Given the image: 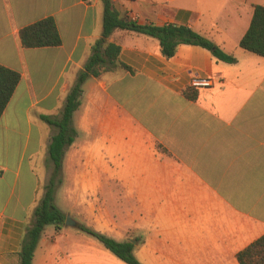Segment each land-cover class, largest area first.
<instances>
[{
    "label": "crops",
    "instance_id": "obj_1",
    "mask_svg": "<svg viewBox=\"0 0 264 264\" xmlns=\"http://www.w3.org/2000/svg\"><path fill=\"white\" fill-rule=\"evenodd\" d=\"M112 2L139 24L187 25L236 61L192 44L165 58L156 38L114 29L107 40L130 70L116 66L83 81L55 192L75 224L51 237L43 231L31 264H86L55 246L88 220L132 242L142 264H239L236 253L264 234V56L239 46L264 0ZM102 11L101 0H0V65L20 74L0 116V264H18L50 177L55 128L40 116H59L101 36ZM50 16L61 43L22 46L19 30ZM193 76L211 85L190 98ZM113 211L124 215L122 227Z\"/></svg>",
    "mask_w": 264,
    "mask_h": 264
},
{
    "label": "trees",
    "instance_id": "obj_2",
    "mask_svg": "<svg viewBox=\"0 0 264 264\" xmlns=\"http://www.w3.org/2000/svg\"><path fill=\"white\" fill-rule=\"evenodd\" d=\"M101 2L103 6L101 36L91 45L90 55L70 87L59 116H40L43 121L55 128V133L51 136L47 146L51 173L43 187V194L34 208L31 224L21 240L18 264H31L34 249L47 224H53L55 230L64 225L65 214L55 203V192L61 183L64 151L76 136L72 114L80 105L83 81L90 75L99 76L102 72L109 71L116 66L130 70V67L118 59L120 47L107 40L114 29L134 31L156 38L160 53L165 58L172 57L179 44H192L208 49L218 60L226 63L236 61L233 55L224 52L208 38L187 25L139 24L122 18L112 0H101ZM19 38L22 46L26 48L58 46L61 43L56 23L51 16L22 27L19 30ZM239 46L246 51L264 56V5L253 6L248 28L240 38ZM19 79L20 74L16 70L0 65V116ZM196 89L189 87L185 94L190 98H195ZM76 226L79 230L97 238L107 250L126 264H142L133 253L134 244L132 242L116 241L82 224ZM236 259L239 264H264V234L238 251Z\"/></svg>",
    "mask_w": 264,
    "mask_h": 264
},
{
    "label": "rangeland",
    "instance_id": "obj_3",
    "mask_svg": "<svg viewBox=\"0 0 264 264\" xmlns=\"http://www.w3.org/2000/svg\"><path fill=\"white\" fill-rule=\"evenodd\" d=\"M58 203V200H57ZM61 203V201H60ZM63 204V203H61ZM61 207V205H59ZM63 206V205H62ZM111 207V206H110ZM109 207V209H110ZM113 209L111 208V211ZM114 212V213H113ZM111 212L110 216L115 220V222L122 227L123 225V218L124 215L120 213H116V211ZM69 215L70 218L73 220V217L75 215ZM65 215V216H66ZM88 226L92 230L94 229L92 223L88 220ZM69 229L68 231H71L70 235L66 236L63 239H59L57 242V245L55 246V252L59 254H69V255H80L82 256L83 260H87L86 264H126L119 258H117L114 254H112L109 250H107L102 243L95 238L94 236L83 232L81 230H74V229ZM54 230L55 226L53 224H47L44 227V232L48 236H53L54 235ZM102 233V232H100ZM108 237H111L109 233H102ZM113 238V237H111ZM114 239V238H113ZM116 240V239H115ZM118 241V240H116ZM150 264H156L155 262H149Z\"/></svg>",
    "mask_w": 264,
    "mask_h": 264
},
{
    "label": "built area",
    "instance_id": "obj_4",
    "mask_svg": "<svg viewBox=\"0 0 264 264\" xmlns=\"http://www.w3.org/2000/svg\"><path fill=\"white\" fill-rule=\"evenodd\" d=\"M211 85V79L208 77L193 76L189 80V86L193 88L208 87Z\"/></svg>",
    "mask_w": 264,
    "mask_h": 264
},
{
    "label": "water",
    "instance_id": "obj_5",
    "mask_svg": "<svg viewBox=\"0 0 264 264\" xmlns=\"http://www.w3.org/2000/svg\"><path fill=\"white\" fill-rule=\"evenodd\" d=\"M64 224H65V225H74L75 223H74V221L70 218L69 215H66V216H65Z\"/></svg>",
    "mask_w": 264,
    "mask_h": 264
}]
</instances>
